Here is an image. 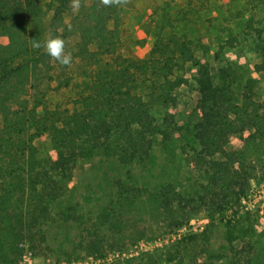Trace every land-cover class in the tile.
Wrapping results in <instances>:
<instances>
[{
	"label": "trees",
	"instance_id": "16d2710c",
	"mask_svg": "<svg viewBox=\"0 0 264 264\" xmlns=\"http://www.w3.org/2000/svg\"><path fill=\"white\" fill-rule=\"evenodd\" d=\"M80 3L73 12L70 0L58 5L0 0V37L9 39L0 46V264H20L26 250L21 245L37 251L54 226L84 224L80 203L68 195L80 161L104 159L126 169L111 181L109 198L92 223L96 232L84 239L92 254L101 255L127 249V229L137 228V215L162 219L166 226L160 233H170L190 221L189 206L212 220L237 210L251 182L264 174V103L257 99L255 79L237 94L230 71L213 76L185 36L174 35L151 57H122L117 51L125 6ZM49 36L62 38L66 51L92 70L77 80L76 59L61 66L32 47L31 39L43 43ZM200 42L202 49L209 48L206 39ZM186 63L198 70L199 95L188 124L181 121L186 104L176 94L188 82L181 74ZM75 82L76 97L65 104L54 101ZM38 138L52 141L54 151L45 161L37 155ZM157 141L180 154L201 181L186 186L138 180L134 169L149 167ZM233 141L235 149L227 151ZM246 220L234 223L227 238L230 245L243 240L249 250L225 244L215 249L213 231L206 230L167 245L170 252L162 255L175 264H264V233L258 234L250 216ZM203 254L208 261L198 259Z\"/></svg>",
	"mask_w": 264,
	"mask_h": 264
},
{
	"label": "rangeland",
	"instance_id": "374dc122",
	"mask_svg": "<svg viewBox=\"0 0 264 264\" xmlns=\"http://www.w3.org/2000/svg\"><path fill=\"white\" fill-rule=\"evenodd\" d=\"M58 5L60 0H46ZM87 6L93 0H85ZM53 16V11L48 19ZM76 20L77 17H72ZM122 44L117 54L128 58L140 55L151 57L156 49L164 44H170L174 35L185 36L194 42L196 56L210 64L211 74L218 77L222 69L230 71V80L237 94H241L249 79L257 81L258 101L264 103V0H129L125 6L121 22ZM75 38V37H73ZM206 39L207 50L202 49L201 40ZM9 39L0 37V46L7 44ZM75 41V39H74ZM72 41V44H74ZM159 57V56H157ZM73 70L77 80L90 72L92 67L86 61L73 56ZM105 61L109 58H105ZM187 84L177 89L179 99L186 104V110L181 116L186 124L192 106L198 101L196 78L198 70L192 63L184 64ZM76 81V80H75ZM76 83L62 92L54 101L65 104L76 97L80 89ZM161 118L160 109L154 111ZM183 123V122H181ZM3 118L0 117V130ZM38 158L45 161L53 153L52 141L49 138H38L35 141ZM236 147L233 141L226 147L232 151ZM175 155H174V154ZM151 164L147 168L134 169L138 180L147 179L175 181L179 185L191 186L199 175L194 174L186 166L180 154L166 148L157 141ZM126 169L117 167L112 161L95 159L91 162L80 161L73 171V178L68 185V195L72 201L80 203V214L87 216L84 224L71 227L54 226L47 232V240L40 242L37 251L25 244V256L20 264H175L169 263L167 255L170 252L167 245L182 240L194 234L213 231V246L225 244L238 251L249 250L243 240L229 244L228 235L235 231L234 223L247 222L251 217L257 227L258 234L264 233V174L251 182L248 194L242 199L237 210H231L220 216L209 217L205 211L192 213L190 221L170 233H160L166 226L162 219L156 216L137 215L134 218L137 228L127 229L130 245L122 252L109 251L104 254H92L84 241L85 237L96 230L92 223L106 203L110 192L111 181ZM191 179V180H189ZM200 188V187H199ZM107 190V192H104ZM196 208V206L194 207ZM249 213V215H248ZM181 231V232H180ZM181 236H177L178 233ZM258 238H261L258 236ZM263 238V237H262ZM84 241V242H83ZM132 241H135L133 245ZM160 249V250H158ZM94 252V251H93ZM208 254L199 256V260L208 261ZM211 260V259H210ZM212 260L215 264H225Z\"/></svg>",
	"mask_w": 264,
	"mask_h": 264
},
{
	"label": "clouds",
	"instance_id": "9594fccd",
	"mask_svg": "<svg viewBox=\"0 0 264 264\" xmlns=\"http://www.w3.org/2000/svg\"><path fill=\"white\" fill-rule=\"evenodd\" d=\"M100 3L105 7H124L129 3V0H100ZM70 6L73 12H78L81 7L80 0H70ZM31 40L34 49H43L51 60L56 61L61 66H71L72 53L66 51L65 41L59 36H49L43 43L37 39Z\"/></svg>",
	"mask_w": 264,
	"mask_h": 264
},
{
	"label": "built area",
	"instance_id": "2783aa9c",
	"mask_svg": "<svg viewBox=\"0 0 264 264\" xmlns=\"http://www.w3.org/2000/svg\"><path fill=\"white\" fill-rule=\"evenodd\" d=\"M180 232H181V231H180ZM180 232L178 233V235H177V236H181V233H180Z\"/></svg>",
	"mask_w": 264,
	"mask_h": 264
}]
</instances>
